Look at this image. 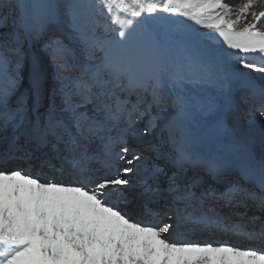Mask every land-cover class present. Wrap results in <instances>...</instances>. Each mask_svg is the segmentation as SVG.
<instances>
[{
  "label": "snow or ice",
  "instance_id": "snow-or-ice-1",
  "mask_svg": "<svg viewBox=\"0 0 264 264\" xmlns=\"http://www.w3.org/2000/svg\"><path fill=\"white\" fill-rule=\"evenodd\" d=\"M258 2L99 0L116 39L99 64H82L56 35L59 10L72 8L75 25L80 5L0 0V132L10 133V152L58 173L42 179L0 168V264H264V250L183 239L192 225L264 237V151L256 159L240 141L225 140L220 100L184 89L216 83L197 74L211 67L207 53L183 44V55L171 56L169 37L145 23L172 13L222 38L233 50L229 61L260 74L250 95L264 117V10H252ZM37 41L57 83L34 64L20 93L25 47ZM140 124L142 136L161 135L136 150L128 140ZM201 169L224 190L205 187ZM133 175L139 192L128 211L122 205L132 202L126 189ZM248 201L261 215L241 213L244 222H237L219 210L248 208Z\"/></svg>",
  "mask_w": 264,
  "mask_h": 264
},
{
  "label": "rangeland",
  "instance_id": "rangeland-1",
  "mask_svg": "<svg viewBox=\"0 0 264 264\" xmlns=\"http://www.w3.org/2000/svg\"><path fill=\"white\" fill-rule=\"evenodd\" d=\"M53 2L69 3L81 6L77 9L78 17L75 25L73 22L72 8L62 7L59 10L61 24L59 30L56 32V35L59 36L63 40L64 44L72 51L78 63L99 64L100 60L105 57V52L108 49L110 42L116 39L114 33L105 28L107 17L105 14L101 13L98 7H96L99 0H53ZM225 2L233 8H239L243 3H245V0H225ZM252 10H264V3L258 2ZM248 21H251L250 16L248 17ZM145 23L157 33L166 34L169 37L167 41V48L169 55L171 56H182L183 44L192 45L207 53L211 61V67L208 73L198 71L197 74L205 77L210 76L216 83H185L184 85L187 87H184V89H187L188 92L201 96L208 94L215 96V91L223 88L220 86L221 84H228L231 87V82H233L236 85L234 91L228 90L227 92L229 97L228 100L231 101V104H228L225 101V98H222L223 100L219 99L223 105V111L221 110L220 114L222 115L225 108L229 105V108L226 110L227 128L237 134L238 139L235 135L236 140H240V142L244 144L246 143L247 146H255L258 150L257 153L261 154V152L264 151V117L259 115L256 108H252L255 106V103H251L252 97L254 96L250 95L253 88L258 85L261 80L260 74L246 71L240 68L239 64L235 61H229L226 57V51L233 50H226V45L223 43L222 38L218 37L211 30H206L202 28V26L196 25L195 22L189 20L188 18L177 14L158 12L148 16ZM242 26L243 25L238 26V30L239 27ZM82 40L86 42L87 47H85V43L82 42ZM31 45H34L35 47L33 52L37 53L32 57L30 50L26 52L24 65L21 69V76L23 79L19 89L20 93H23L26 86H29L28 78L31 71V67L29 66H33L34 64L44 65L48 71V82L53 86L57 83L55 80V67L51 63L49 54L44 50L43 41L33 42ZM26 49L27 45L25 47V51ZM90 52H94V56L91 58ZM30 56L37 59V61L31 60V63L28 66V58L31 59ZM238 69L239 71H237ZM206 87L211 88V92L207 91ZM57 100H59V98H57ZM233 110L240 113H236ZM142 127L143 125L141 124L137 125L134 130L135 136H130L129 140H140V142L143 140V142L150 140V137L141 135ZM1 137V142L9 143V140H11L9 133L0 132V138ZM152 138L153 137H151V139ZM5 147L6 146L2 147V149ZM7 149H9V144L7 145ZM1 150L0 156H3L4 150ZM6 157L7 156H5V158ZM12 163L13 161H10L6 167L11 168ZM43 170H46L48 174L54 172V170H48L45 168H43ZM42 171L40 170V172ZM191 172L193 173V170H191ZM205 180L207 182H213L210 178H205ZM215 184L216 183H213V185Z\"/></svg>",
  "mask_w": 264,
  "mask_h": 264
},
{
  "label": "bare ground",
  "instance_id": "bare-ground-1",
  "mask_svg": "<svg viewBox=\"0 0 264 264\" xmlns=\"http://www.w3.org/2000/svg\"><path fill=\"white\" fill-rule=\"evenodd\" d=\"M30 52H32V51H30ZM36 54V53H35ZM30 58H32L31 56H30ZM36 61H37V59H36ZM33 65V64H32ZM29 67H31V69H32V67L33 66H29ZM27 68V67H26ZM28 80H29V78H28ZM230 84V83H229ZM225 87H223L222 89H218V90H214V88H213V90L215 91V96L218 98V99H222V98H225V101L228 103V104H231V101H229L228 100V90H231V91H234V89H235V84L233 83V82H231V87L228 85V84H226V85H224ZM227 86V87H226ZM183 87H187V86H185V85H183ZM234 87V88H233ZM187 90V89H186ZM206 90L207 91H210L211 92V88H209V87H206ZM209 92V93H210ZM192 93V92H191ZM233 96V95H232ZM223 100V99H222ZM251 103H255L254 105H256V103H258V98L256 97V96H254V97H252V100H251ZM229 108V105L225 108V110H224V113L222 114V115H224V114H226V110ZM223 111V110H222ZM225 140H227V141H230V140H233V139H235L236 140V138H235V134L232 132V131H230L227 127H226V130H225ZM0 139H2V137L0 138ZM151 140V139H150ZM10 141V140H9ZM242 143V142H241ZM248 143V142H247ZM243 145L245 146V149L247 150V152L248 153H250L251 154V151H250V149H249V146H247L246 145V143L244 144L243 143ZM135 147L137 148V150H139L140 149V146L139 145H135ZM7 158V157H6ZM5 158V156L2 158V159H6ZM161 161H158V163H160ZM7 168V167H3V166H0V168ZM10 168V167H9ZM9 168H7V169H9ZM198 171V170H197ZM199 172H203L202 170H200ZM194 174V173H193ZM201 175H203V176H206V175H204L203 173H201ZM209 179V178H208ZM131 180H133V176H131ZM204 180H205V178H204ZM211 180V179H210ZM212 181V180H211ZM213 183H215L214 181L213 182H211V184L213 185ZM216 186H220V185H222V184H215ZM215 185H213V186H215ZM134 189V188H133ZM132 198V197H131ZM124 207H127L126 205L124 206ZM175 232H176V230L175 229H173L172 230V233L171 234H175Z\"/></svg>",
  "mask_w": 264,
  "mask_h": 264
}]
</instances>
